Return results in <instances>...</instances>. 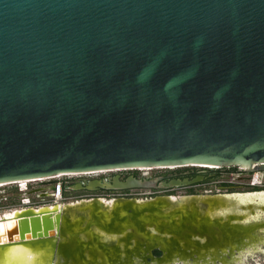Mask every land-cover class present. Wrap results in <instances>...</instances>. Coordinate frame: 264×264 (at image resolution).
<instances>
[{"label":"water","instance_id":"obj_1","mask_svg":"<svg viewBox=\"0 0 264 264\" xmlns=\"http://www.w3.org/2000/svg\"><path fill=\"white\" fill-rule=\"evenodd\" d=\"M196 165L264 170V0H0V185ZM169 177L118 173L72 188L162 191L207 178ZM26 209L22 239L77 235L63 216ZM119 212L106 221L95 210L82 231L123 229L128 217L133 227L151 208ZM56 241L57 253L80 256ZM163 254L155 245L149 259Z\"/></svg>","mask_w":264,"mask_h":264},{"label":"bare ground","instance_id":"obj_2","mask_svg":"<svg viewBox=\"0 0 264 264\" xmlns=\"http://www.w3.org/2000/svg\"><path fill=\"white\" fill-rule=\"evenodd\" d=\"M98 172L107 170L85 174ZM259 175L257 172L255 178L259 179ZM179 197L136 198L130 202L122 197L97 196L89 200H56L13 208L0 215V264H213L217 260L221 264H238L246 252L264 243V191ZM143 206H150L151 212L142 214L136 226H130L132 222L128 217L124 219L126 227L123 229L106 231L93 224L82 231L95 210L108 221L114 211L123 215L129 207L139 209ZM27 207L35 212L47 211L45 214L54 224L57 214L63 216L68 228L75 229L77 235L69 231L66 237L49 233L37 244L32 243L30 234L22 239L18 223ZM159 212L168 217L163 218ZM117 226L118 223L113 225ZM58 239L70 250L81 249L80 256L57 253ZM155 245L160 246L164 254L149 260Z\"/></svg>","mask_w":264,"mask_h":264},{"label":"rangeland","instance_id":"obj_3","mask_svg":"<svg viewBox=\"0 0 264 264\" xmlns=\"http://www.w3.org/2000/svg\"><path fill=\"white\" fill-rule=\"evenodd\" d=\"M198 166V165H196ZM216 167V166H215ZM172 168V169H170ZM177 167H154V168H137L127 169L120 171L124 177L130 173L137 176L146 174L148 176H157L170 170H178ZM118 171L98 172L93 174H76V175H62L51 178L39 179V180H27L21 182L7 183L0 186V215L5 211H9L13 208H19L20 206H38L46 203H53L56 200L69 202L77 201L91 197H137L145 198L159 194H214L220 192L235 191H249L253 185L251 182L260 183L256 187L264 188V172L259 173V179L255 178L254 172H245L240 169L236 172L222 170L216 175L209 176L202 182H199L192 186L178 187L171 191L164 192L158 191L155 188H135L127 190H106L99 189L96 191L88 190H75L69 185L74 184L78 178H84L86 180L92 178H100L112 176ZM29 181V182H28ZM62 182V196L58 198L55 195V186ZM66 186V188L64 187ZM233 186V187H232ZM264 243L262 242L260 247L251 252H246L242 260L238 264H264ZM153 253L162 255V253L155 249ZM235 253H238L235 251ZM229 256V255H228ZM150 260V259H149ZM179 264H181L179 262ZM213 264H221L218 260Z\"/></svg>","mask_w":264,"mask_h":264},{"label":"flooded vegetation","instance_id":"obj_4","mask_svg":"<svg viewBox=\"0 0 264 264\" xmlns=\"http://www.w3.org/2000/svg\"><path fill=\"white\" fill-rule=\"evenodd\" d=\"M179 168L178 170H170L169 172H165L163 174H159L157 176H148L146 174H141L140 176H137L133 173H130V174H133L137 177H143V178H156V177H162L163 179H167V180H170V175L174 176V177H177V178H184L185 176H188L189 178H192L194 176H196L197 174H204L207 178L209 176H212V175H216L218 172L222 171V170H226V171H231V172H236L238 171L239 169L241 171H244L241 167L239 166H232V167H215V168H212V167H204V166H195V167H192V166H184V167H177ZM172 169V168H170ZM118 171L117 173L113 174L112 176H107V177H100L99 179H105V180H110L112 179L116 174H120V171L122 170H116ZM246 172V171H245ZM255 174L257 172L259 173H263L264 170H256V171H253ZM130 174L126 175V176H122L121 175V178L122 179H125L127 176H129ZM206 178V179H207ZM94 179V178H92ZM90 179L86 180L84 178H78L74 184H70L69 186L72 188L73 186H75L76 184L78 183H81L83 185V187L86 186L87 182L89 181ZM260 183H255V185H253L251 188V190L249 191H235V190H232L231 191H227V192H220V193H214V194H204V195H229V194H246V193H252V192H259V191H264V188H258L256 187V185L258 186ZM233 187V186H232ZM175 188H172V189H168V190H163L164 192H168V191H171ZM79 190H86L85 188H81ZM99 190V189H98ZM158 191H161L159 189H157ZM184 195H187V194H184ZM173 196H177V195H174ZM119 197H124V196H119ZM104 198H115V197H104ZM117 198V197H116ZM141 199H145V198H141ZM259 248V247H258ZM156 256H158L159 254H156Z\"/></svg>","mask_w":264,"mask_h":264},{"label":"built area","instance_id":"obj_5","mask_svg":"<svg viewBox=\"0 0 264 264\" xmlns=\"http://www.w3.org/2000/svg\"><path fill=\"white\" fill-rule=\"evenodd\" d=\"M250 185H255V182H251ZM55 195L58 197L62 196V182H59L56 186H55Z\"/></svg>","mask_w":264,"mask_h":264},{"label":"clouds","instance_id":"obj_6","mask_svg":"<svg viewBox=\"0 0 264 264\" xmlns=\"http://www.w3.org/2000/svg\"><path fill=\"white\" fill-rule=\"evenodd\" d=\"M262 251H264V249H262Z\"/></svg>","mask_w":264,"mask_h":264},{"label":"trees","instance_id":"obj_7","mask_svg":"<svg viewBox=\"0 0 264 264\" xmlns=\"http://www.w3.org/2000/svg\"><path fill=\"white\" fill-rule=\"evenodd\" d=\"M66 188V186H64Z\"/></svg>","mask_w":264,"mask_h":264}]
</instances>
